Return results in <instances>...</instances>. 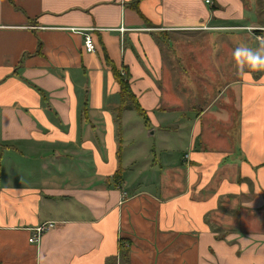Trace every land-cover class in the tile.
<instances>
[{
  "label": "crops",
  "instance_id": "crops-1",
  "mask_svg": "<svg viewBox=\"0 0 264 264\" xmlns=\"http://www.w3.org/2000/svg\"><path fill=\"white\" fill-rule=\"evenodd\" d=\"M135 1L0 0V264H264V68L233 55L264 0ZM193 34L209 70L176 78L164 50Z\"/></svg>",
  "mask_w": 264,
  "mask_h": 264
},
{
  "label": "rangeland",
  "instance_id": "rangeland-1",
  "mask_svg": "<svg viewBox=\"0 0 264 264\" xmlns=\"http://www.w3.org/2000/svg\"><path fill=\"white\" fill-rule=\"evenodd\" d=\"M230 39H233L232 35L228 34L227 35ZM172 37V36H171ZM177 41V43L179 44L177 50H164L166 55H172V59L175 60V64L173 62L174 65H177L178 67H172V74L175 73V77H178L177 73L182 72L181 70L184 71V76H186V74H190V71H206L209 70L205 67H201L198 66L199 64H197L199 61H202L203 64H207V61H212V52L207 51V49L203 50L204 46L207 45H212V44H217V37L216 38H211L208 37V35H203V34H193V35H184L182 37H178L175 36L174 37ZM251 42L250 43L252 46H259V42L257 39H255L254 37L251 38ZM164 43V42H163ZM162 43V44H163ZM224 42L220 43L219 45H222ZM238 45L241 44L239 42H237ZM168 49V48H167ZM217 53H219V55H217ZM214 53L215 57L221 55L220 52ZM214 57V55H213ZM182 65V66H181ZM238 65V64H237ZM222 68V67H221ZM223 69V68H222ZM217 70V69H216ZM239 70L238 67H236L234 69V74L237 73V71ZM176 77V78H177ZM216 78H214V84L211 86L209 85V88H213L215 91H217L218 87H222L224 86L223 82L225 80H228L227 76H221L220 78H218L217 76H215ZM177 87V90L179 91V87H190V83H188V81H186V79L184 78L183 83H179V84H174ZM200 85V84H199ZM206 87V84H202L200 85V90L202 91L204 88ZM209 89V90H210ZM188 90V89H187ZM190 91V90H189ZM189 102V101H186Z\"/></svg>",
  "mask_w": 264,
  "mask_h": 264
},
{
  "label": "trees",
  "instance_id": "trees-1",
  "mask_svg": "<svg viewBox=\"0 0 264 264\" xmlns=\"http://www.w3.org/2000/svg\"><path fill=\"white\" fill-rule=\"evenodd\" d=\"M140 0H136L135 3L137 4ZM105 58L108 64L111 66L114 77L118 81L120 86V96H121V103L119 106V112H122L125 109L131 108L138 112L146 122L148 121V115L146 110L140 104L136 94L132 90L131 83L129 81V77L125 68L119 69L113 61L109 58L108 54H105ZM114 182L116 184H120L123 182V178L120 172L114 175ZM131 242L128 239L120 238L119 240V258L124 261L128 259V255L130 252Z\"/></svg>",
  "mask_w": 264,
  "mask_h": 264
},
{
  "label": "clouds",
  "instance_id": "clouds-1",
  "mask_svg": "<svg viewBox=\"0 0 264 264\" xmlns=\"http://www.w3.org/2000/svg\"><path fill=\"white\" fill-rule=\"evenodd\" d=\"M257 39L260 45L256 49H252L246 45H240L235 48L233 55L241 70L245 66H250L253 69L264 68V36L257 37Z\"/></svg>",
  "mask_w": 264,
  "mask_h": 264
},
{
  "label": "built area",
  "instance_id": "built-area-1",
  "mask_svg": "<svg viewBox=\"0 0 264 264\" xmlns=\"http://www.w3.org/2000/svg\"><path fill=\"white\" fill-rule=\"evenodd\" d=\"M206 3L208 4H212L211 0H206ZM74 30L76 31H82L84 32V46L87 52H95L97 49L96 46V42L94 39V36L91 34V32H89L86 29H78V28H74ZM261 37V36H258ZM123 198L126 197V193H123ZM56 225L55 222H45L37 227L33 228L34 234L32 235V237L30 238L31 242H39L40 238L42 237V235L49 229H51L52 227H54Z\"/></svg>",
  "mask_w": 264,
  "mask_h": 264
}]
</instances>
